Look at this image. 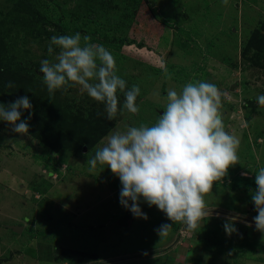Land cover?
Listing matches in <instances>:
<instances>
[{
	"label": "rangeland",
	"instance_id": "1",
	"mask_svg": "<svg viewBox=\"0 0 264 264\" xmlns=\"http://www.w3.org/2000/svg\"><path fill=\"white\" fill-rule=\"evenodd\" d=\"M76 32L105 46L128 87H140L138 114L123 111L108 120L103 104L79 86L49 95L39 72L48 42ZM0 63L26 75L29 86L41 84L42 100L107 123L92 146L61 154L40 134L21 136L0 121V264H264L255 188L232 197L231 183L219 180L216 194H206L209 215L200 228L175 224L160 239L155 230L171 223L166 215L141 202L148 219L135 218L119 202L118 177L87 165L115 128L154 123L169 87L202 80L220 89L223 124L239 140L238 162L226 175L241 186L254 181L264 167V108L256 101L264 94V0H0ZM119 98L122 106V93ZM0 101L12 100L0 92ZM244 172L243 182L237 175ZM226 222L240 235L227 233ZM70 252L75 255L67 257Z\"/></svg>",
	"mask_w": 264,
	"mask_h": 264
},
{
	"label": "clouds",
	"instance_id": "2",
	"mask_svg": "<svg viewBox=\"0 0 264 264\" xmlns=\"http://www.w3.org/2000/svg\"><path fill=\"white\" fill-rule=\"evenodd\" d=\"M222 2L227 5L228 0ZM47 51L49 58L41 60L39 72L49 95L79 86L91 99L103 104L108 120L123 111L139 113L140 87H128L117 74L114 56L102 44L93 43L91 36H81L79 32L53 35ZM165 76L168 77L166 71ZM7 86L14 84L9 82ZM221 95L215 84L202 80L187 82L179 90L169 87L164 108L154 123L115 128L87 159L89 171L99 166L118 177L119 202L135 218L148 219L141 202L166 215L171 223L155 230L160 239L175 224H182L189 232L199 229L209 215L205 195L238 162L239 140L225 129ZM256 101L264 108V94L258 95ZM32 108L28 95L7 104L0 101V121L23 136L29 132ZM254 182L256 188L250 195L257 215L253 220L256 230L264 234V167L256 172ZM224 227L229 234L236 231L233 222H226Z\"/></svg>",
	"mask_w": 264,
	"mask_h": 264
},
{
	"label": "trees",
	"instance_id": "3",
	"mask_svg": "<svg viewBox=\"0 0 264 264\" xmlns=\"http://www.w3.org/2000/svg\"><path fill=\"white\" fill-rule=\"evenodd\" d=\"M9 82H12L14 87L9 88L7 86ZM40 91L41 84L33 87L29 86L26 75L17 73L6 64L0 63V92L9 96L12 101L19 96H29L33 108H35L29 121V132L35 137H39L40 134L44 142L55 151L63 154L64 151L77 149L78 146H92L99 136L105 134L107 123L100 124L99 122H90L83 118H77L62 109L55 101L42 100L41 98L46 94L42 92L41 96H38ZM97 130H100V135L98 133L95 136ZM237 177L243 182L248 180V177H243V175H237ZM222 180L230 182L234 190L246 191L250 187L256 188L255 180L250 184L245 183L244 186L237 184V180L229 178L228 175L223 177ZM242 238L246 239V237ZM240 244L238 245L239 247L246 249L247 246L243 247ZM256 245L257 243L250 244L249 247L255 248ZM68 255L74 256L75 253L70 252V254H66L67 257Z\"/></svg>",
	"mask_w": 264,
	"mask_h": 264
},
{
	"label": "crops",
	"instance_id": "4",
	"mask_svg": "<svg viewBox=\"0 0 264 264\" xmlns=\"http://www.w3.org/2000/svg\"><path fill=\"white\" fill-rule=\"evenodd\" d=\"M227 183V182H226ZM213 190V189H212ZM229 191H230V194H228L229 196H232V197H236V196H239L240 194H245L246 192L244 191V190H234L231 186H230V189H229ZM211 193H213V194H216V193H214V192H212L211 191ZM205 197H206V195H205ZM244 202V200H243V198L241 197V199L240 198H236V202H234V203H232V205L233 206H240V204H242ZM252 207H253V205H252ZM252 209H254V207L252 208ZM236 233H237V235H240V233H238L237 231H235ZM242 239V238H241ZM244 239V238H243Z\"/></svg>",
	"mask_w": 264,
	"mask_h": 264
},
{
	"label": "water",
	"instance_id": "5",
	"mask_svg": "<svg viewBox=\"0 0 264 264\" xmlns=\"http://www.w3.org/2000/svg\"><path fill=\"white\" fill-rule=\"evenodd\" d=\"M13 228L15 229V231H17V232H21L22 231V229H23V226H18V225H14L13 226Z\"/></svg>",
	"mask_w": 264,
	"mask_h": 264
},
{
	"label": "built area",
	"instance_id": "6",
	"mask_svg": "<svg viewBox=\"0 0 264 264\" xmlns=\"http://www.w3.org/2000/svg\"><path fill=\"white\" fill-rule=\"evenodd\" d=\"M87 264H91V263H87Z\"/></svg>",
	"mask_w": 264,
	"mask_h": 264
}]
</instances>
